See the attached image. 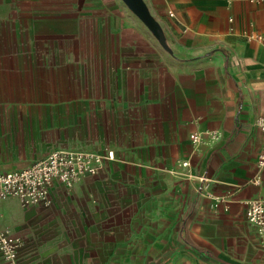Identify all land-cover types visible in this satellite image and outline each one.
I'll list each match as a JSON object with an SVG mask.
<instances>
[{"label": "crops", "instance_id": "1", "mask_svg": "<svg viewBox=\"0 0 264 264\" xmlns=\"http://www.w3.org/2000/svg\"><path fill=\"white\" fill-rule=\"evenodd\" d=\"M138 4L0 0V42L30 45L0 43V171L114 151L47 206L0 198L13 264H264L245 216L264 200V0Z\"/></svg>", "mask_w": 264, "mask_h": 264}, {"label": "built area", "instance_id": "2", "mask_svg": "<svg viewBox=\"0 0 264 264\" xmlns=\"http://www.w3.org/2000/svg\"><path fill=\"white\" fill-rule=\"evenodd\" d=\"M257 37L264 43V35L257 34ZM255 124L264 132V115L257 116ZM189 139L192 145H196L215 141L218 134L193 131L189 133ZM113 158L114 151L109 148L101 151L86 148L50 150L25 167L0 171V198L14 195L23 207L47 206L51 204L56 183L73 186L86 174H98L103 162ZM257 162L264 165V144L258 152ZM182 164L186 165L188 161ZM245 216L258 232H264V200H249ZM21 245V236L8 227L0 226V257L6 264H13L17 260Z\"/></svg>", "mask_w": 264, "mask_h": 264}, {"label": "rangeland", "instance_id": "3", "mask_svg": "<svg viewBox=\"0 0 264 264\" xmlns=\"http://www.w3.org/2000/svg\"><path fill=\"white\" fill-rule=\"evenodd\" d=\"M2 29L4 31L5 28H2ZM72 41L73 40L69 38V41L67 43H69V45H71V43L74 44ZM0 43H1L2 47L24 48V47L30 46L28 41L23 39V37H22V39L21 38L19 39V38H17L16 35L12 36V40H9V41L4 40V41H1ZM36 47H51V45L50 46H44V44H42L41 41H38V42H36ZM86 149H91V148H86Z\"/></svg>", "mask_w": 264, "mask_h": 264}, {"label": "water", "instance_id": "4", "mask_svg": "<svg viewBox=\"0 0 264 264\" xmlns=\"http://www.w3.org/2000/svg\"><path fill=\"white\" fill-rule=\"evenodd\" d=\"M134 6H139V0H129Z\"/></svg>", "mask_w": 264, "mask_h": 264}, {"label": "trees", "instance_id": "5", "mask_svg": "<svg viewBox=\"0 0 264 264\" xmlns=\"http://www.w3.org/2000/svg\"><path fill=\"white\" fill-rule=\"evenodd\" d=\"M216 48H214L213 50H215Z\"/></svg>", "mask_w": 264, "mask_h": 264}]
</instances>
